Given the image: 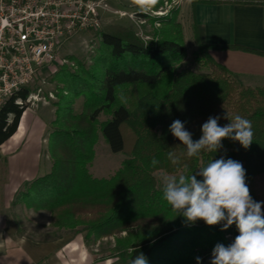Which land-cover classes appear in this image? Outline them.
Segmentation results:
<instances>
[{"label":"trees","instance_id":"trees-1","mask_svg":"<svg viewBox=\"0 0 264 264\" xmlns=\"http://www.w3.org/2000/svg\"><path fill=\"white\" fill-rule=\"evenodd\" d=\"M173 22L168 21V27L150 44L125 28L100 34L94 64L89 68L80 64L79 71L67 79L66 95L58 96L48 132L50 172L23 183L12 203V207L49 212L53 228L84 232L85 243L126 233L115 249L126 264L141 252L148 264H194L201 251L205 256L217 243L229 245L227 235L233 239L239 235L235 224L222 231L224 222L209 226L203 220L191 223L176 215L162 199L156 172L191 175L212 159L231 158L245 169L253 200L264 202L250 183L264 177V86H244L215 62L209 55L211 48L239 47L207 45L204 28L194 19V41L211 72L175 71L173 66L183 60L185 48L180 26ZM30 93L31 87L24 88L0 108V147L17 132L29 108ZM78 98L83 99V108L77 114L73 103ZM101 115L108 119L100 122ZM227 115L252 122L254 136L248 149L226 138L217 152L189 158L186 146L169 131L178 119L198 140L210 116H219L218 123L224 126L230 123ZM99 134L112 153L130 155L110 179H96L89 172ZM170 152L175 154V163L168 158ZM153 158L159 161L155 166Z\"/></svg>","mask_w":264,"mask_h":264},{"label":"rangeland","instance_id":"rangeland-1","mask_svg":"<svg viewBox=\"0 0 264 264\" xmlns=\"http://www.w3.org/2000/svg\"><path fill=\"white\" fill-rule=\"evenodd\" d=\"M102 1L107 7L105 10L100 11L101 29L98 31L80 32L64 43L57 51L56 64H54L50 72L45 74L44 81L40 80L31 87L32 92L36 94V98L31 99L27 104L30 109L34 110L45 121L47 126L41 154V164L38 170L39 176L50 172L52 167V161L48 153V132L52 128V122L55 120L56 104L59 103V97L62 94L66 95L63 89H66L67 79L70 78L71 74L79 71L80 64L85 65L87 68L94 64L101 45L100 34L102 32H115L125 28L133 31L145 43L150 44L159 38V32L162 29L168 27V21L174 19V25L180 26L181 29L185 56L180 63L174 64L173 69L175 71H191L197 74L211 72L205 56L195 44L191 8L185 0ZM140 14H146L148 17L142 19L139 17ZM239 82L243 84L241 81ZM257 86L262 87L264 84H258ZM82 108L83 99H75L73 103L75 113H80ZM107 119V116L101 115L99 121L103 122ZM24 129L25 126L19 132L18 137L23 134ZM94 150L95 158L89 165V172L96 179H110L122 168L124 161L130 158L128 153H112L101 134H99ZM161 172L163 171L154 174L159 190L162 189ZM250 183L259 196L264 198V177L251 180ZM8 214L16 219L19 234L32 242L42 243L68 236L73 241V249H77V244H81V250L86 254L87 264H126L117 257L115 250L117 240L126 237V233L105 237L96 242L91 238L88 243H85L84 236L86 234L84 232L59 231L53 228L51 226V214L47 211H34L18 205L11 208ZM226 239L230 244L234 241L231 236H226ZM203 255L201 251L198 256L201 258L200 264H211L212 252L205 256ZM194 264H197V260H195Z\"/></svg>","mask_w":264,"mask_h":264},{"label":"crops","instance_id":"crops-1","mask_svg":"<svg viewBox=\"0 0 264 264\" xmlns=\"http://www.w3.org/2000/svg\"><path fill=\"white\" fill-rule=\"evenodd\" d=\"M185 1L192 20L204 28L207 45L239 47L211 48L210 57L244 85L264 84V55L258 54L264 53V0L195 5L194 0ZM46 129L45 121L28 108L15 135L0 147V264H87L81 244L73 249L71 237L32 242L19 234L16 219L8 214L23 183L41 177L38 170Z\"/></svg>","mask_w":264,"mask_h":264},{"label":"clouds","instance_id":"clouds-1","mask_svg":"<svg viewBox=\"0 0 264 264\" xmlns=\"http://www.w3.org/2000/svg\"><path fill=\"white\" fill-rule=\"evenodd\" d=\"M229 119L228 115L225 117ZM220 117L210 116L201 126L202 135L193 140L192 133L185 129L184 122L175 120L169 127L172 135L186 146V155L199 157L202 152H217L223 147L222 140L238 141L248 149L253 142L252 122L239 115L229 119L230 123L220 126ZM168 158L175 163V154ZM159 161L151 160L153 166ZM245 169L231 158L210 160L195 174L179 176L161 172L162 199L176 215L195 223L203 220L213 226L224 222L223 230L235 224L239 235L225 246L217 243L212 250L211 264H264V202L254 201L245 183ZM197 176L202 177L198 180ZM197 257V264H200ZM129 264H148L141 252Z\"/></svg>","mask_w":264,"mask_h":264},{"label":"built area","instance_id":"built-area-1","mask_svg":"<svg viewBox=\"0 0 264 264\" xmlns=\"http://www.w3.org/2000/svg\"><path fill=\"white\" fill-rule=\"evenodd\" d=\"M106 7L102 0H0V108L15 93L44 81L64 43L80 32L100 30ZM35 98L32 92L27 102Z\"/></svg>","mask_w":264,"mask_h":264}]
</instances>
